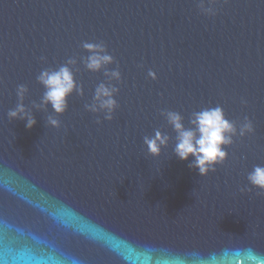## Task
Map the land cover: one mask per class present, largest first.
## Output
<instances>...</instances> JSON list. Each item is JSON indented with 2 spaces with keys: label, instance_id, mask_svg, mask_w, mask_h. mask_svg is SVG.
<instances>
[{
  "label": "water",
  "instance_id": "water-1",
  "mask_svg": "<svg viewBox=\"0 0 264 264\" xmlns=\"http://www.w3.org/2000/svg\"><path fill=\"white\" fill-rule=\"evenodd\" d=\"M199 2L0 0V264H264V195L247 180L264 165V0H204L215 15ZM85 41H103L120 67L111 121L84 107L105 79L79 62ZM72 57L84 95L53 128L51 106H32L36 77ZM20 84L31 129L7 117ZM216 105L255 132L200 176L175 156L160 111L188 126ZM157 129L172 139L153 157L143 138Z\"/></svg>",
  "mask_w": 264,
  "mask_h": 264
},
{
  "label": "clouds",
  "instance_id": "clouds-1",
  "mask_svg": "<svg viewBox=\"0 0 264 264\" xmlns=\"http://www.w3.org/2000/svg\"><path fill=\"white\" fill-rule=\"evenodd\" d=\"M216 0H208L209 5H213ZM200 10L206 15H215V9L211 6L205 7L204 0L199 2ZM81 47L89 53L87 56L79 57V62L89 72H102L104 80L95 87L91 103L84 107L91 113H103L104 120H113L114 113L119 107L116 96L119 94L117 84L123 82L122 74L118 62L111 55L103 41L82 43ZM46 58L41 57L44 61ZM78 60L75 57L69 58L57 68H44L37 75L36 79L44 88L40 103L33 102L34 108L51 106L52 113L47 117V125L53 128L60 127V120L57 118L63 115L68 109V98L75 92L83 96V86L75 79V73L79 71L76 67ZM115 64L116 67L109 69L107 66ZM143 67V65H139ZM148 77L155 80L157 74L149 69ZM28 93L27 85L20 84L16 88L18 103L14 109L7 112L9 120L25 121V127L31 129L36 124V119L31 109L25 107L23 101ZM246 104V100H241ZM160 115L164 117L167 124L171 126L175 135V146L173 152L175 156L187 161L189 157L194 159L189 164V168L198 170L200 176H206L209 172H215L216 165L222 164L228 157L226 148L234 143V137H245L253 134L255 128L252 120L245 116L243 122L238 126L236 123L226 118L224 109L220 105L214 107H204L199 111H193L188 120V126L184 123V116L173 110H161ZM100 124L99 119L96 120ZM172 139L166 133L157 129L153 135H146L143 138L147 152L150 156L158 157L162 148L168 146ZM249 184L259 189L257 195H264V165H256L247 175ZM251 189H241V191Z\"/></svg>",
  "mask_w": 264,
  "mask_h": 264
}]
</instances>
